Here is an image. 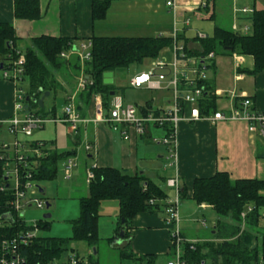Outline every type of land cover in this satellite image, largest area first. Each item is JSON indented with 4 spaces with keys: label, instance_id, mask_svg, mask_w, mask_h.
Here are the masks:
<instances>
[{
    "label": "crops",
    "instance_id": "obj_1",
    "mask_svg": "<svg viewBox=\"0 0 264 264\" xmlns=\"http://www.w3.org/2000/svg\"><path fill=\"white\" fill-rule=\"evenodd\" d=\"M93 1L38 0L40 17L37 20H27L14 17V0H0V22H7L13 26L15 35L19 38L18 46L20 49L30 45V39L42 35L71 38L73 44L89 40L93 36H160L172 39L175 35L177 41L183 43L190 52H193L201 50L200 39L196 36L197 32L210 36L215 25L221 26L214 23L211 34L198 27L202 20L216 19L215 0L208 2L207 0H172L173 7L167 6L166 0H107L108 6L104 17L94 20L91 13ZM235 3L236 0H231V23L229 27L224 28L233 30V26H235L239 29L237 33H249V29L251 31L249 20L251 14L238 12ZM252 8L254 9V7ZM211 15H213L212 18H210ZM186 20L187 23H185ZM248 22L250 24H247ZM243 27L247 28L246 33L242 32ZM163 50H167V47ZM235 54L241 57L239 66L235 65V58L232 53H215L214 55L213 67L209 70V79L212 81V94H215V110H229L234 102H231L225 95L228 92H234L238 96L237 98H249L257 110L264 111V69L256 75L244 73L242 70L252 68V57ZM76 59L78 60L75 55H69L66 58L69 61ZM55 75L58 89L56 92L47 91L48 94L42 102L44 109L46 98H49L50 95L53 97L61 95L62 106L61 110L56 113V117L61 116L62 108L69 102V99L82 119H94L97 104L101 107L102 112L106 113L103 110L101 95L98 92L90 95L87 103L84 97L80 95L82 92L78 89L79 80L81 77L88 79L84 74L82 63L76 73H73L71 66L67 65L58 69ZM128 87L137 91L147 90L133 88L129 84ZM14 95L15 84L0 77V134L3 135L6 132V126L2 122L15 112ZM169 95L170 93L165 99L158 98L155 101L148 99L142 105L135 106L160 109L167 106ZM52 104L53 102L50 101L45 110L49 111ZM53 123L55 126L66 124L63 122ZM122 129L124 127L120 126L118 130L114 131L101 122L88 121L78 125L76 134L71 135L69 129L67 131L69 136L73 138V144L82 142L81 144L84 145L88 142L92 145V152L87 153L83 148L84 157L90 159L91 167H117L130 174L143 175L163 189L167 199H173L176 191L166 186L165 180L177 177L178 198L179 189L184 188L185 190V195L181 199L179 198L178 205L180 234L187 240L209 241V239L190 236V230L187 231L183 227V223L188 221L190 217L186 218V213L182 214L181 209L189 207L192 210L190 202L194 201L191 198V191L195 178H207L216 172H225L233 180L255 179L264 181V136L258 131L250 132L244 121H215L211 123L206 120H199L194 123L180 122L177 129L174 162L168 158V150L164 145L151 142L148 135H136L128 129L126 131L129 137L124 139L121 134ZM153 132L158 135L162 134L161 130H154ZM35 141L48 142L41 139ZM49 143L50 148L56 150L54 140L49 141ZM86 171L87 165H84V170L75 176L76 178L81 177L80 179L87 185ZM75 176L72 172V177L75 178ZM262 194L264 195V190ZM106 202L107 200L101 202L99 210L109 203ZM114 203L113 213L118 215V203L116 201ZM195 205L201 210L212 209L210 205L204 203H195ZM214 225L215 222L212 226V234L214 233ZM115 226H113L112 235L105 236L112 238L110 241L112 248L119 249L127 244L128 249L133 254H154L157 259L170 256L169 228L163 213L140 212L136 214L126 228L129 234L128 239L116 234ZM96 253V250L93 249V254Z\"/></svg>",
    "mask_w": 264,
    "mask_h": 264
},
{
    "label": "trees",
    "instance_id": "obj_2",
    "mask_svg": "<svg viewBox=\"0 0 264 264\" xmlns=\"http://www.w3.org/2000/svg\"><path fill=\"white\" fill-rule=\"evenodd\" d=\"M209 0H207L208 2ZM107 0H94L92 2V19H100L105 15ZM13 15L17 19L37 20L40 17L38 0H14ZM213 15L210 16L212 18ZM249 20L251 31L239 34L231 29L215 25L212 34L200 40V51L194 54L237 53L252 57L251 69L242 70L249 75H256L264 69V6L253 10ZM91 41V58L83 63L84 74L91 84L81 90L85 102L90 95L98 92L102 98L103 110L110 107V91L116 92L112 84H103V73H114L129 65L141 64L145 59H154L166 47L171 46L169 37H97ZM19 38L15 35L13 26L7 22H0V77L5 70L12 68L19 54L24 56L22 80L18 87H25V109L41 118L56 117L55 108L45 110L39 106L38 100L45 91L56 92V71L67 65L76 73L80 64L76 60H66L60 53L73 44V39L51 37L42 35L30 39V45L25 49L18 46ZM213 67V63L211 69ZM207 92L199 104L202 114L215 110V97L212 94V81L208 79ZM22 85V86H21ZM50 115V116H49ZM37 142H32L36 146ZM46 146V142H41ZM45 153L39 158H29L32 179L51 180L56 177L58 164L68 156H75V149L66 152H57L55 149L43 148ZM3 162L0 160V183ZM92 179L87 183L88 194L80 197L79 215L71 220L70 237H40L35 236L31 242L22 247L21 254L26 258V264H48L53 260L62 261L72 252V242L84 240L88 246H96L98 238V213L104 200H115L118 203V222L115 233L123 231V238L128 239L126 231L130 220L140 212H157L164 214L166 193L153 181L140 174H130L117 167H91ZM264 181L255 179H231L225 172H216L207 178H195L192 184L191 198L196 204L210 205L217 216L214 225V239L221 240L199 241L194 250L184 248V256L189 264L200 260H208L212 264H255L260 258L264 260V231L258 232L257 227L264 209ZM43 191V190H42ZM9 190L0 192V240L11 237L14 233L31 229L22 219L10 210L6 204ZM42 193V192H41ZM179 198L185 195L184 188L179 189ZM247 205L251 211L244 218V227L241 229L240 213ZM264 213V212H263ZM4 220L12 222L6 226ZM49 223L46 219L36 222L38 229H47ZM258 233L260 234L258 236ZM111 241L110 238H108ZM122 258L146 264H155L157 256L154 254H133L127 244L118 249ZM88 263L95 264L92 260Z\"/></svg>",
    "mask_w": 264,
    "mask_h": 264
},
{
    "label": "built area",
    "instance_id": "obj_3",
    "mask_svg": "<svg viewBox=\"0 0 264 264\" xmlns=\"http://www.w3.org/2000/svg\"><path fill=\"white\" fill-rule=\"evenodd\" d=\"M167 6L173 7L172 0H166ZM240 13H253V8L242 7L237 9ZM188 21L186 20L185 23ZM238 27L233 26V31L238 32ZM247 28L243 27L242 32L246 33ZM241 32V30H240ZM197 38L200 40L206 38L202 32H197ZM167 50L172 53V61L163 60L150 61L147 69L142 70L132 76L129 80V86L133 88H143L147 90H165L170 93L167 106L160 109H151L135 106L133 104H123L120 96L113 94L110 100V107L106 113H103L101 107L97 104L94 119H82L76 112V109L69 99L61 111L60 117L41 118L25 109V91L18 87L23 74L24 56L19 54L14 61L12 68L1 73V78L9 80L15 84L14 95V114L2 123L5 124L6 132L13 136L12 142L5 143L0 141V160L3 162L2 176L3 182L0 183V192L9 190L7 193L6 204L18 219L23 217L19 214L25 207L34 205L41 208L43 203L35 197L39 188L32 185L29 158H39L43 156L45 150H48L41 142L36 146L28 144V150H23L22 143L17 139V132L26 136L31 134L34 128H40L46 121L66 123L71 134H76L78 125L88 121L101 122L108 125L112 130H118L120 126L124 127L121 134L124 139H128V131L136 135H148L151 142L164 145L168 152V158L175 161V148L177 143V129L180 122L194 123L199 120L209 122L215 121H244L248 125L250 132L258 131L264 136V111L257 110L249 98H237L234 92L226 93L233 106L229 110H214L208 114H202L199 104L204 94L207 92L208 72L211 70L215 53L210 51L206 54L191 53L183 43L177 41L175 35L172 37L171 46ZM235 58V65L241 64V57L232 53ZM69 55H75L80 63L91 58V41L84 40L68 47L67 50L60 53V57L68 58ZM207 72V73H206ZM86 84H91L88 79L80 78L78 89L82 90ZM215 95V94H214ZM238 99V100H237ZM154 130H161L162 134L154 133ZM85 152H92V145L84 143ZM76 156L71 155L62 162V173L65 180H70L73 169L76 167ZM90 170L86 171V182L92 179ZM165 184L176 191L173 199L165 198L164 215L169 228L170 256L163 264H189L184 256V248L194 250L195 244L199 241L187 240L180 234L178 205L179 198L177 194V177L167 178ZM252 206L247 205L245 210L240 213L244 220L247 212L251 211ZM2 221V220H0ZM6 226H11L12 222L4 220ZM205 226V221H200ZM26 224V222H25ZM27 225V224H26ZM1 226V223H0ZM36 227V223L34 224ZM37 228V227H36ZM25 229L14 233L11 237H5L0 240V264H26V258L21 254L22 247H26L35 237L31 230ZM48 264H90L88 261L78 257L76 253H69L62 261L53 260ZM120 264V263H118ZM194 264H212L207 260H200ZM264 264L260 258L258 263Z\"/></svg>",
    "mask_w": 264,
    "mask_h": 264
},
{
    "label": "rangeland",
    "instance_id": "obj_4",
    "mask_svg": "<svg viewBox=\"0 0 264 264\" xmlns=\"http://www.w3.org/2000/svg\"><path fill=\"white\" fill-rule=\"evenodd\" d=\"M231 0H215L216 6V19L215 20H200L201 24L198 25L203 31L211 34L212 27L214 23H218L223 27H229L231 23ZM264 6V0H236L235 7L240 9L242 7H254L259 9ZM192 21V20H191ZM248 21V20H247ZM247 24H250L248 22ZM250 32V29L249 31ZM28 46V45H27ZM22 49H25L22 48ZM172 53L169 50L161 51L157 57L153 60H163L167 62L172 61ZM79 61V60H78ZM152 59H145L141 64H131L126 68L118 69L113 73V86L116 89V95L121 96L123 104H133V105H142L145 100L152 99H165L168 97L169 92L153 91V90H133L128 87L129 79L134 76L136 73L147 69L150 65ZM81 64V63H80ZM207 73V72H206ZM209 76V72L207 73ZM23 87L25 85L23 84ZM61 95L53 97L52 95L45 100V109L49 105L50 101L53 102L51 105L55 108L56 113L61 110L62 100ZM136 103V104H135ZM68 126L66 124H57L54 125L51 121H46L43 123L42 128H34L31 130L29 136L24 135L21 132H17V139L22 143L23 150H28V144L36 139L46 140V147L49 148V141L54 140L55 148L57 152H66L68 150L75 149L76 156V167L73 170V174L78 175L77 173L84 170V165H87V170L91 168V161L84 157L83 145L73 144L72 137L69 136L67 131ZM5 132V130H4ZM72 135V134H71ZM13 136L5 132V134H0V141L5 143L12 142ZM152 145V144H151ZM85 162V163H84ZM163 162V161H162ZM165 162V161H164ZM163 162V163H164ZM166 163V162H165ZM62 163L58 164L57 174L54 179L51 180H35L32 182V185L36 188H42L43 193H37L35 197L40 199L43 203L41 208H36L34 205L25 207L20 210L19 214L23 217L27 225L32 226L35 230H31L32 234L40 237H70L72 234L70 221L74 220L79 215V198L86 196L87 194V185L80 178L72 177L71 180L67 181L63 177L62 173ZM76 171V173H75ZM86 175V173H85ZM115 200H107L105 208L100 209L98 213V242L96 246L90 247L84 240H75L72 242L73 251L69 253H76V255L83 260L89 261L92 260L96 264H146L145 262L132 261L127 258H122L119 255L118 249H114L110 245V241L107 237L108 234L112 235L113 226L117 225L118 215L113 213V204ZM45 202L49 206L45 207ZM117 202V201H116ZM189 202V201H188ZM192 210L189 207L181 209V213H186V218L190 217L188 221L183 223V227L190 230V236L199 237L201 239H209V241L219 242L221 240L214 239L212 237V226L215 222L217 216L212 209H199L196 207L194 202H190ZM187 206V204H186ZM118 208V206H117ZM263 214V217L259 221L257 227L258 232L264 231V209L260 210ZM48 213L50 216L46 219L49 223L47 229H38L34 227L35 222L42 220L43 214ZM180 216V210L178 212ZM205 221V226H202L200 221ZM244 220H241L240 227H244ZM112 225V226H111ZM116 227V226H115ZM114 227V228H115ZM260 234L258 233V236ZM205 241V240H203ZM93 249L96 250V254H93ZM138 255H141L138 253ZM168 257H159L156 260L155 264H163ZM208 261V260H207Z\"/></svg>",
    "mask_w": 264,
    "mask_h": 264
},
{
    "label": "water",
    "instance_id": "obj_5",
    "mask_svg": "<svg viewBox=\"0 0 264 264\" xmlns=\"http://www.w3.org/2000/svg\"><path fill=\"white\" fill-rule=\"evenodd\" d=\"M112 76H113V73L112 72H104L103 73V75H102V77H103V80H102V82H103V84H106V85H109V84H112ZM48 94V92L46 91V92H44L41 96H40V98H39V100H38V104H39V106H42V102H43V99H44V97L46 96ZM114 94V91H110L109 92V95L110 96H112ZM26 100H28V97L26 96V98H25V101ZM39 192H42V189L41 188H39ZM49 206V204L47 203V202H45V207L47 208ZM50 215L48 214V213H46V214H43V216H42V218L43 219H47L48 217H49ZM120 237H122L123 236V231H120L119 232V234H118Z\"/></svg>",
    "mask_w": 264,
    "mask_h": 264
}]
</instances>
